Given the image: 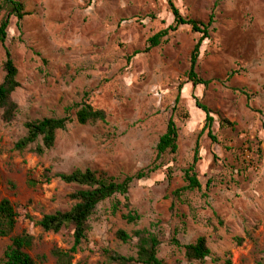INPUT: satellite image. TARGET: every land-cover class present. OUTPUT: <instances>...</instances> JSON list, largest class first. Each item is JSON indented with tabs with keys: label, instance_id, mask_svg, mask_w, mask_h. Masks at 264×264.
Instances as JSON below:
<instances>
[{
	"label": "rangeland",
	"instance_id": "1",
	"mask_svg": "<svg viewBox=\"0 0 264 264\" xmlns=\"http://www.w3.org/2000/svg\"><path fill=\"white\" fill-rule=\"evenodd\" d=\"M17 1L29 15L19 29L10 18L0 46V82L4 49L19 82L11 94L16 117L10 124L0 120V200L15 205L12 236L33 237L26 252L36 264H53L52 249L72 246L70 228L44 233L35 222L67 211L78 187L58 179L30 187L29 180L41 181L45 169L49 176L90 169L122 179L154 167L131 184L128 207L120 196L97 205L70 264H100L104 249L134 256L133 242L115 234L143 228L158 231L157 257L164 264H188L172 237L185 245L199 236L211 257L191 264H264V0H172L183 17L213 18L196 69L207 84L194 89L185 74L198 34L181 26L146 51L147 39L172 24L166 0ZM191 96L212 111L214 141ZM81 101L103 110L105 122L73 121L41 156L30 151L34 146L12 150L25 121L62 117L64 107ZM169 118L178 130L177 152L155 160ZM196 148L201 189L176 199L172 193L184 185L182 170ZM129 211L140 220L127 224L122 215ZM8 244L0 238V264Z\"/></svg>",
	"mask_w": 264,
	"mask_h": 264
},
{
	"label": "trees",
	"instance_id": "2",
	"mask_svg": "<svg viewBox=\"0 0 264 264\" xmlns=\"http://www.w3.org/2000/svg\"><path fill=\"white\" fill-rule=\"evenodd\" d=\"M166 1L173 17L172 24L147 39L146 51L158 47L169 33L175 32L179 27H189L193 33L199 35V39L190 53L189 69L185 74V78L193 89L197 86H206L207 83L198 77L196 69L199 47L201 42L209 37L213 18L210 16L207 22H201L183 17L174 6L172 0ZM0 15V46L4 47L10 18L16 19L17 28L19 29V23L29 13L20 1L0 0ZM4 56L5 59L2 63L3 78L0 82V120L4 124H10L18 112V106L11 99V94L19 87V82L17 80V69L7 49H4ZM191 98L195 107L204 114V129L207 130V136L214 141V137L210 135V128L213 122L212 111L203 105L197 97L191 96ZM72 113L73 118L70 117ZM105 120L106 114L103 110L95 109L84 101L74 103L63 108L62 117H45L25 121L23 123L25 134L13 144L12 150L24 152L34 146L30 151L37 156H41L53 148L57 132L64 131L67 125L73 121L78 125L84 126L98 122L103 123ZM177 139L178 130L173 120L169 118L163 134L159 136L156 143L155 160H159L167 154L174 156L177 152ZM198 159L196 148L192 162L182 170L184 185L180 189L173 191L172 196L174 198L179 199L182 193L201 189L195 170ZM155 168L138 171L134 175L125 176L122 179L90 169H75L67 174L55 173L49 176L50 171L45 169L41 175V181L29 180L28 186L30 187L41 184V182L48 183L51 179H58L64 184H73L78 187V190L69 196L73 204L67 211H56L42 215L40 220L35 222L44 233L56 234L64 228H70L72 231V246L69 250L52 249L50 251L49 254L54 260L53 264H70L73 255L77 252V248L86 238L88 220L97 205L115 196H120L128 207L127 194L131 184L135 181L146 179L154 172ZM26 218L31 220L30 217ZM18 219L19 214L15 205L7 198H2L0 200V238H9V244L3 252L1 264H36L35 260L26 252L32 245L33 237L27 234L12 236ZM122 219L127 224H133L140 220V216L135 211H129L122 215ZM115 237L124 244L133 242L134 256H122L114 251L104 249L101 252L103 261L100 264H164L157 257L160 245L158 231L151 228H143L127 234L119 230L116 232ZM238 242L240 243V240ZM170 244L176 249L182 250L183 258L188 264L193 262L201 263L206 258L211 257L206 239L201 236L197 237L193 243L185 245H181L175 237H172ZM41 260H45V256H41ZM219 261L220 258L216 257L213 259L215 263ZM224 264H230V261L226 260Z\"/></svg>",
	"mask_w": 264,
	"mask_h": 264
}]
</instances>
